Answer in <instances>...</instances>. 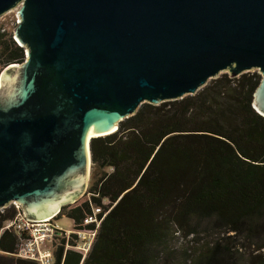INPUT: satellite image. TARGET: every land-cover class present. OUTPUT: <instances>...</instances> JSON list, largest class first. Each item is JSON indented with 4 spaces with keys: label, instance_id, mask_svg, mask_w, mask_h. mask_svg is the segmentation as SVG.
Segmentation results:
<instances>
[{
    "label": "water",
    "instance_id": "obj_1",
    "mask_svg": "<svg viewBox=\"0 0 264 264\" xmlns=\"http://www.w3.org/2000/svg\"><path fill=\"white\" fill-rule=\"evenodd\" d=\"M12 10L25 60L0 73V209L55 218L86 191L91 139L221 74L257 71L264 117V0H0Z\"/></svg>",
    "mask_w": 264,
    "mask_h": 264
},
{
    "label": "trees",
    "instance_id": "obj_2",
    "mask_svg": "<svg viewBox=\"0 0 264 264\" xmlns=\"http://www.w3.org/2000/svg\"><path fill=\"white\" fill-rule=\"evenodd\" d=\"M25 51L0 27V71ZM257 71L210 80L195 95L143 104L114 133L90 140L86 195L62 207L74 229L96 230L83 258L61 239L53 264H264V117L252 106ZM107 202V204H105ZM95 209L100 223L82 226ZM0 213V264L20 238ZM23 238H27L24 233Z\"/></svg>",
    "mask_w": 264,
    "mask_h": 264
},
{
    "label": "built area",
    "instance_id": "obj_3",
    "mask_svg": "<svg viewBox=\"0 0 264 264\" xmlns=\"http://www.w3.org/2000/svg\"><path fill=\"white\" fill-rule=\"evenodd\" d=\"M17 209L19 207L14 204ZM101 213L100 209L95 211L83 221L82 226L95 225L97 229L100 220L97 215ZM54 218L43 220V221H30L27 220L24 214L17 213L16 217L11 221H6L4 230L13 229L17 236L20 238V244L16 256L22 259L36 262L37 264H53L54 256L52 249H46L47 243H52L57 238L61 237L69 241L73 236H78L84 232L91 238L77 241L75 238V244L67 246L81 253L84 258L88 253L92 242L94 240L96 230H80L75 229L74 231H64L57 224L53 222ZM27 234V238H23V235ZM73 234V235H71ZM82 246V247H81Z\"/></svg>",
    "mask_w": 264,
    "mask_h": 264
},
{
    "label": "rangeland",
    "instance_id": "obj_4",
    "mask_svg": "<svg viewBox=\"0 0 264 264\" xmlns=\"http://www.w3.org/2000/svg\"><path fill=\"white\" fill-rule=\"evenodd\" d=\"M17 20H18V17H17V12L15 11V10H12V11H10V12H8L7 14H5V15H3V16H1L0 17V27H3V28H5V29H7L8 31H10V32H12L13 33V30H14V28L16 27V24H17ZM0 73H1V71H0ZM257 73V72H256ZM87 187H88V184H87ZM87 189V188H86ZM88 195H86V191H85V193L83 194V196H81V197H79L78 199H76V201L74 202V203H72V204H69L70 205V207H75V206H77V205H80L81 203H83L84 201H86L87 199H88V197H87ZM105 204H107V202H105ZM17 205V204H16ZM10 206H13V207H15V205L14 204H10V205H8V207H10ZM18 207H19V209H17L16 207V210H17V213L19 212L20 214H23V211H22V208L19 206V205H17ZM8 207H6V208H8ZM6 208H3V209H0V213L2 212H4V209H6ZM53 222L55 223V224H57L62 230H64V231H68V232H70V231H74L75 229H74V226H73V222L71 221V220H69V219H67L66 217H59V218H56V219H53ZM71 235H73V234H71ZM76 237V239H77V241L78 240H80V242L82 241L83 242V239H90L91 237L90 236H88L87 234H86V232H84V233H82L81 235H80V238L78 237V236H75ZM62 238L61 237H59V238H57L55 241H53L52 243H47L46 245H45V248L46 249H53V247L61 240ZM69 240H71V238L69 239ZM82 247V246H81Z\"/></svg>",
    "mask_w": 264,
    "mask_h": 264
}]
</instances>
